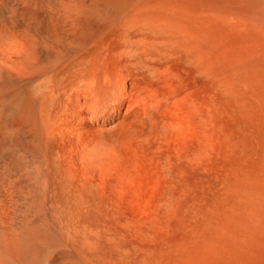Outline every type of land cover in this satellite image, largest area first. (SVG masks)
<instances>
[{
	"label": "bare ground",
	"instance_id": "1",
	"mask_svg": "<svg viewBox=\"0 0 264 264\" xmlns=\"http://www.w3.org/2000/svg\"><path fill=\"white\" fill-rule=\"evenodd\" d=\"M244 22L264 36V0H0V264H264V163H234L191 234L185 163L157 156L171 98L149 62L163 23L210 39L200 62L227 59L213 83L232 113ZM124 25L145 27L131 47Z\"/></svg>",
	"mask_w": 264,
	"mask_h": 264
},
{
	"label": "rangeland",
	"instance_id": "2",
	"mask_svg": "<svg viewBox=\"0 0 264 264\" xmlns=\"http://www.w3.org/2000/svg\"><path fill=\"white\" fill-rule=\"evenodd\" d=\"M159 1L162 2L165 0ZM238 18L240 20L245 19V17L241 18V15L238 16ZM241 24H243V21ZM245 24L246 22H244V25ZM244 25H240L233 35V44L235 45L233 57L236 61L235 67L237 71L235 91L237 94L235 96V103H232V113L227 112L229 106L228 99L218 98V89L215 88L213 83L215 77L224 75L228 70L229 64L227 59H221L214 68L208 70L205 69L200 62V51H202L204 47L208 49L212 47L210 39L206 41H193L189 33L177 29L175 23L171 25L163 23L162 26L160 25L158 30L159 33L157 32L158 43L155 54L150 58L151 60L149 59L150 63L154 61L152 65L154 73L152 75L157 77L159 99H161L160 96L164 98V96L168 95L171 98V100H169L170 102L166 100L162 101L160 103L161 106L160 104L158 106L160 109L157 108L159 120L158 128L160 130L159 131L157 128V138L159 142L158 145H161L160 141L162 142L165 137L170 138L171 144L173 145L165 147L162 145L164 148L160 147V145L158 147L157 145V156L158 158L162 156L165 158L164 156H166V161H164L165 159L163 158L159 159V162L162 161V163H167L169 159L170 161H168V163H185L189 179L187 209L189 208L188 214L191 234H193L197 226L206 222L205 217L214 213L216 199L223 188L226 186H228V188L230 187L227 178H230L232 175L234 163H264V36L261 33L254 32V29L252 30L250 25ZM130 26L131 25H124L121 28L122 31H120V35H126V37H130V41H132L134 36H139L138 33L140 30V37L144 36V33H142L145 29L144 26L140 29L133 27L131 30ZM123 30H127L128 33L125 34ZM135 30L136 33H134ZM196 30L197 27L192 23L191 31L195 32ZM146 32L147 29L145 30V33ZM259 34L263 37L261 35L259 36ZM123 36H120L121 43H125L127 47H131L133 41L130 42V44L126 43L129 39L126 40L127 38ZM162 39L164 41H162ZM159 41L161 44H159ZM155 57L160 60L157 61ZM160 57H162V59ZM164 70H167V72L171 74L169 76L170 78L168 77V82H166L161 74ZM174 71H176V73H174ZM155 73L157 74L155 75ZM172 75H175L174 77L176 80L173 79L174 77H172ZM177 75H182V77H178ZM176 76L178 78H176ZM143 77L146 79V77L149 78L150 75L146 74ZM180 78H182V80ZM220 82L218 88H221L222 91L225 92L228 89V84L224 78H222ZM167 90H169L168 93ZM171 95L173 97H171ZM177 96L184 97V100L178 103L179 105L174 103V100L178 98ZM216 100L218 101L216 102ZM222 101L224 103H222ZM176 110L179 111L176 112ZM186 112L190 115H185ZM207 112H209L208 115L210 114L211 117L213 114V117L211 121L205 123L204 118L206 115L204 114H207ZM182 114L185 116V119ZM164 116L166 118H164ZM169 118L176 123L180 120L183 121H180L179 125L177 124L178 127H180L174 129L172 131L173 133H170L166 129V131H164V129L161 128L162 125H160L165 121L169 123ZM176 118L178 121L175 120ZM194 121H196L197 124ZM187 122L189 123L187 124ZM162 131H164V134ZM160 138H162V140Z\"/></svg>",
	"mask_w": 264,
	"mask_h": 264
}]
</instances>
